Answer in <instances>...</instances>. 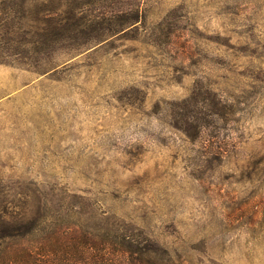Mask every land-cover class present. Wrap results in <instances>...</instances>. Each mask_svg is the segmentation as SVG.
<instances>
[{"label": "rangeland", "instance_id": "rangeland-1", "mask_svg": "<svg viewBox=\"0 0 264 264\" xmlns=\"http://www.w3.org/2000/svg\"><path fill=\"white\" fill-rule=\"evenodd\" d=\"M47 1L0 0V216L264 264V0Z\"/></svg>", "mask_w": 264, "mask_h": 264}, {"label": "trees", "instance_id": "trees-1", "mask_svg": "<svg viewBox=\"0 0 264 264\" xmlns=\"http://www.w3.org/2000/svg\"><path fill=\"white\" fill-rule=\"evenodd\" d=\"M47 0H36L42 6ZM41 19L59 20L61 6L51 0ZM53 2V5H49ZM65 22L47 24V36L67 39L75 35L76 14L66 13ZM57 24V25H56ZM58 27V28H57ZM32 219L27 213L0 216V264H152L154 248L130 235L125 228L91 227L85 222L62 224L38 208ZM54 218V219H55ZM60 220V221H59Z\"/></svg>", "mask_w": 264, "mask_h": 264}]
</instances>
